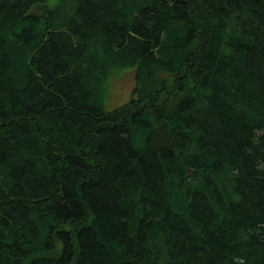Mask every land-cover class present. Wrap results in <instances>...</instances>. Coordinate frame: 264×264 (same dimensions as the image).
<instances>
[{
    "label": "trees",
    "instance_id": "16d2710c",
    "mask_svg": "<svg viewBox=\"0 0 264 264\" xmlns=\"http://www.w3.org/2000/svg\"><path fill=\"white\" fill-rule=\"evenodd\" d=\"M0 264H264V0H0Z\"/></svg>",
    "mask_w": 264,
    "mask_h": 264
},
{
    "label": "rangeland",
    "instance_id": "374dc122",
    "mask_svg": "<svg viewBox=\"0 0 264 264\" xmlns=\"http://www.w3.org/2000/svg\"><path fill=\"white\" fill-rule=\"evenodd\" d=\"M39 8L38 10H41ZM136 70L123 69L113 73L105 85L104 102L107 107H115L136 95Z\"/></svg>",
    "mask_w": 264,
    "mask_h": 264
}]
</instances>
